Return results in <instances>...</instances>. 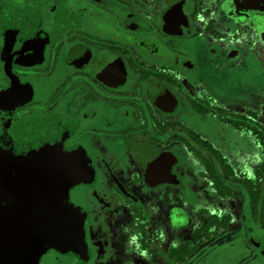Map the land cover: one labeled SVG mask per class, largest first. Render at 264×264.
<instances>
[{
	"label": "flooded vegetation",
	"instance_id": "obj_1",
	"mask_svg": "<svg viewBox=\"0 0 264 264\" xmlns=\"http://www.w3.org/2000/svg\"><path fill=\"white\" fill-rule=\"evenodd\" d=\"M230 1L0 0V264H38L42 248L57 249L39 243L34 224L36 216L51 211L52 189L59 181L41 158L45 154L38 149L44 143L56 141L60 150L75 146L83 152L85 177L69 192L74 206L72 191L87 184L94 169L103 166L109 174L118 167H112L111 160L97 164L92 149H100L102 134L116 132L124 122L130 124L125 147L112 155L141 168L148 188L177 185L169 174L168 152L139 137L132 140L139 132L135 123L141 120L144 136H151L150 127L166 135L169 123L153 111L165 112L174 104L176 92L170 86L180 87L174 72L189 68L186 56L196 62L199 45L205 46L207 56L200 63L214 68L210 52L215 39L226 46L223 41L230 37L217 39L213 27L230 31L229 26L245 19L244 11L264 10H253L251 0L252 6L247 0ZM224 4L234 7L236 17L226 15ZM197 67L191 66L196 76L201 71ZM189 103L196 110H208L197 99ZM108 179L112 191L121 192L120 182ZM125 202L131 205L127 198ZM79 207L84 214L83 249L66 254L73 256V264H91V256L99 264L100 253L92 251L94 241L87 238V224L97 216ZM181 213L174 208L170 216L175 220Z\"/></svg>",
	"mask_w": 264,
	"mask_h": 264
},
{
	"label": "rangeland",
	"instance_id": "obj_2",
	"mask_svg": "<svg viewBox=\"0 0 264 264\" xmlns=\"http://www.w3.org/2000/svg\"><path fill=\"white\" fill-rule=\"evenodd\" d=\"M251 1L256 5L253 10L264 8V0ZM247 3L252 6L249 0ZM224 8L227 16L236 17L234 7L224 4ZM244 12L245 19L240 25L229 26L230 31H218L216 27L211 30L217 39L230 37L223 41L228 44L226 46L215 39V49L210 52L214 68L200 63L202 56H207V47L199 45L197 61L192 62L187 55L186 59L191 60L189 68L185 66L184 70L174 72L180 87H170L175 90L177 99L165 112L152 110L156 117L169 123L166 135L150 127L151 136L147 133L144 136L140 132L145 129L139 126L141 120L135 123V130L140 133H134L132 140L139 137L168 152L172 159L169 174L175 176L177 185L168 183L148 188L143 184L141 168L112 155L114 150L125 147L129 122L122 123L116 132L102 134L99 139L102 147L92 149L96 163L111 160L112 167L118 166L111 169V176L103 166L98 167V172L94 169L88 183L71 193L76 207L81 210L79 206H86L93 217L97 216L87 224V238L90 243L97 241L92 243L91 249L94 253L99 251V264H172L167 259L174 264H264V223L255 222L239 198L216 199L209 179L197 173L199 165L189 153V148L204 149L196 139L197 134L201 136L199 139L209 140L228 157L239 185L243 179L242 167L250 163L249 155L255 148L247 135L233 130L228 119L244 116L264 130V10ZM191 66H199L201 71L197 76ZM205 70L211 71L210 75ZM192 98L206 107L207 112L194 109L189 103ZM156 138L161 140L156 141ZM134 153L139 159L145 157L137 150ZM108 176L120 182L121 192L112 191ZM257 181L259 186H264L263 172ZM126 198L131 205L125 202ZM209 203L216 204L222 214L229 215L226 228L208 225L197 208L194 209ZM174 208L182 210L188 219L186 224L182 214L172 220L170 213ZM131 211H139L142 216H132ZM126 247L131 250L126 251ZM66 253L42 248L38 264H73V256ZM90 263L94 264L92 256Z\"/></svg>",
	"mask_w": 264,
	"mask_h": 264
},
{
	"label": "trees",
	"instance_id": "obj_3",
	"mask_svg": "<svg viewBox=\"0 0 264 264\" xmlns=\"http://www.w3.org/2000/svg\"><path fill=\"white\" fill-rule=\"evenodd\" d=\"M214 111H217L216 109ZM206 113L207 110H202ZM231 127L238 134L248 136L255 151L249 155L250 163L243 165L242 182L238 185L234 178V168L231 165L227 156H225L217 147H215L209 140L199 139L200 135H196V139L204 147L203 151L197 149H190L192 158L198 163V174L207 176L211 183V190H213L216 199L225 200L227 198H239L243 205L247 206L250 217L255 222L264 223V186H259L257 181L260 173L264 175V130L252 119L244 116H234L228 119ZM201 149V148H200ZM203 215L208 225L214 227L226 228L229 215L222 214L216 204H207L206 206H196L194 209ZM139 214V212H136ZM182 215L183 212L181 213ZM188 219H185V224ZM174 264L171 259H167Z\"/></svg>",
	"mask_w": 264,
	"mask_h": 264
},
{
	"label": "water",
	"instance_id": "obj_4",
	"mask_svg": "<svg viewBox=\"0 0 264 264\" xmlns=\"http://www.w3.org/2000/svg\"><path fill=\"white\" fill-rule=\"evenodd\" d=\"M6 45L8 48L9 39ZM26 145L37 148L29 142ZM38 150L44 152L45 155L41 158L49 172L59 178L52 189L55 198L49 205L51 211L46 214L40 213L34 221V224L38 226L39 243L52 245L64 251H82L84 214L69 201V192L85 177L81 174L84 162L83 152L75 146L60 150L57 148L56 141L44 143ZM51 197L53 198L52 195Z\"/></svg>",
	"mask_w": 264,
	"mask_h": 264
}]
</instances>
